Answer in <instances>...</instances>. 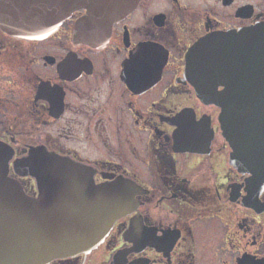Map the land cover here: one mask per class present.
Here are the masks:
<instances>
[{"label": "flooded vegetation", "instance_id": "af4514ba", "mask_svg": "<svg viewBox=\"0 0 264 264\" xmlns=\"http://www.w3.org/2000/svg\"><path fill=\"white\" fill-rule=\"evenodd\" d=\"M88 16L39 39L0 28L9 176L36 197L15 168L36 152L137 187L101 243L46 264H264V184L231 161L207 60L224 34L264 26V0H139L93 42L75 34Z\"/></svg>", "mask_w": 264, "mask_h": 264}, {"label": "water", "instance_id": "95a60500", "mask_svg": "<svg viewBox=\"0 0 264 264\" xmlns=\"http://www.w3.org/2000/svg\"><path fill=\"white\" fill-rule=\"evenodd\" d=\"M139 0H0V28L23 39L43 38L77 9L89 16L75 34L96 41L92 27L110 35L114 22ZM89 30L81 31L83 26ZM107 37V36H106ZM210 78L221 107L231 161L264 184V26L231 31L212 45ZM13 152L0 142V264H46L57 257L87 252L103 241L125 214L136 186L116 179L95 184L88 170L55 154L30 153L15 161L16 170L34 177L38 195L29 196L9 176Z\"/></svg>", "mask_w": 264, "mask_h": 264}]
</instances>
